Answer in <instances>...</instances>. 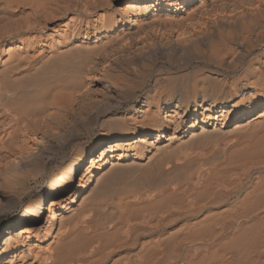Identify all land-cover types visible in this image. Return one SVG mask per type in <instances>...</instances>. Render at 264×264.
<instances>
[{"label": "bare ground", "instance_id": "bare-ground-1", "mask_svg": "<svg viewBox=\"0 0 264 264\" xmlns=\"http://www.w3.org/2000/svg\"><path fill=\"white\" fill-rule=\"evenodd\" d=\"M0 264H264V0H0Z\"/></svg>", "mask_w": 264, "mask_h": 264}, {"label": "rangeland", "instance_id": "rangeland-1", "mask_svg": "<svg viewBox=\"0 0 264 264\" xmlns=\"http://www.w3.org/2000/svg\"><path fill=\"white\" fill-rule=\"evenodd\" d=\"M5 220L6 219H0V236H1V233L3 231V228H4V225H5Z\"/></svg>", "mask_w": 264, "mask_h": 264}]
</instances>
